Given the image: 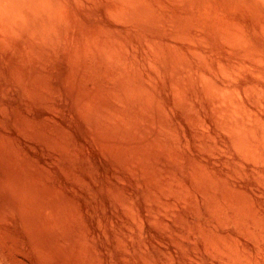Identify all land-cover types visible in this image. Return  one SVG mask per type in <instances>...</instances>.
Instances as JSON below:
<instances>
[{
  "label": "rangeland",
  "instance_id": "1",
  "mask_svg": "<svg viewBox=\"0 0 264 264\" xmlns=\"http://www.w3.org/2000/svg\"><path fill=\"white\" fill-rule=\"evenodd\" d=\"M0 264H264V0H0Z\"/></svg>",
  "mask_w": 264,
  "mask_h": 264
}]
</instances>
